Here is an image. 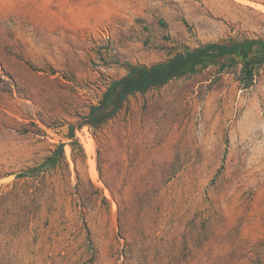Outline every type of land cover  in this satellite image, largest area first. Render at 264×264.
<instances>
[{
  "label": "rangeland",
  "instance_id": "obj_1",
  "mask_svg": "<svg viewBox=\"0 0 264 264\" xmlns=\"http://www.w3.org/2000/svg\"><path fill=\"white\" fill-rule=\"evenodd\" d=\"M247 39L264 40V0H0V264H264L258 53L79 124L133 66Z\"/></svg>",
  "mask_w": 264,
  "mask_h": 264
},
{
  "label": "trees",
  "instance_id": "obj_2",
  "mask_svg": "<svg viewBox=\"0 0 264 264\" xmlns=\"http://www.w3.org/2000/svg\"><path fill=\"white\" fill-rule=\"evenodd\" d=\"M258 53V58L251 57L244 63L243 73L252 70L257 64L264 61V40L247 39L231 43L209 42L195 48H186L170 58L155 62L151 65L139 64L133 66L127 74L113 79L102 94L99 102L90 107L85 115L81 116L80 126L89 125L98 128L108 120L115 117L127 104L131 95L143 93L155 86L165 84L172 78L189 72L200 65H207L213 60L228 55H248ZM245 86H249L245 82ZM67 138L73 148L80 146L76 136V125L68 126ZM65 143L61 142L57 150L47 156L36 167L37 170H45L58 165L57 156L64 153ZM25 175L22 173L20 176Z\"/></svg>",
  "mask_w": 264,
  "mask_h": 264
},
{
  "label": "bare ground",
  "instance_id": "obj_3",
  "mask_svg": "<svg viewBox=\"0 0 264 264\" xmlns=\"http://www.w3.org/2000/svg\"><path fill=\"white\" fill-rule=\"evenodd\" d=\"M91 148L93 149L94 148V141H91ZM94 166V165H93ZM94 170H95V167H94ZM96 171V170H95Z\"/></svg>",
  "mask_w": 264,
  "mask_h": 264
}]
</instances>
